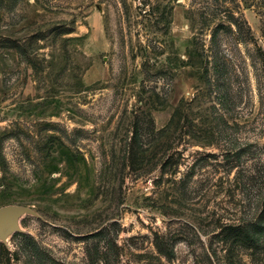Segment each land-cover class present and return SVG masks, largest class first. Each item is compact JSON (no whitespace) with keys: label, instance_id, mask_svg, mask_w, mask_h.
<instances>
[{"label":"rangeland","instance_id":"rangeland-1","mask_svg":"<svg viewBox=\"0 0 264 264\" xmlns=\"http://www.w3.org/2000/svg\"><path fill=\"white\" fill-rule=\"evenodd\" d=\"M264 0H0V264H264Z\"/></svg>","mask_w":264,"mask_h":264},{"label":"water","instance_id":"water-1","mask_svg":"<svg viewBox=\"0 0 264 264\" xmlns=\"http://www.w3.org/2000/svg\"><path fill=\"white\" fill-rule=\"evenodd\" d=\"M22 210L16 206L0 210V238L6 239L11 230L18 228L17 219Z\"/></svg>","mask_w":264,"mask_h":264},{"label":"trees","instance_id":"trees-1","mask_svg":"<svg viewBox=\"0 0 264 264\" xmlns=\"http://www.w3.org/2000/svg\"><path fill=\"white\" fill-rule=\"evenodd\" d=\"M260 222H264V200H263V210L261 214V220ZM247 233V238L250 239L249 241L253 240L256 235H262L264 233V223H260V225L257 228H253V230H245Z\"/></svg>","mask_w":264,"mask_h":264}]
</instances>
